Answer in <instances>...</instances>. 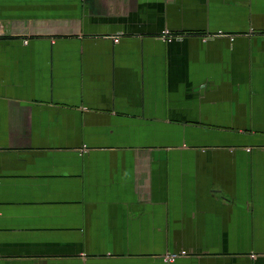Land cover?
I'll list each match as a JSON object with an SVG mask.
<instances>
[{
    "label": "crops",
    "instance_id": "0c3cea01",
    "mask_svg": "<svg viewBox=\"0 0 264 264\" xmlns=\"http://www.w3.org/2000/svg\"><path fill=\"white\" fill-rule=\"evenodd\" d=\"M0 264H264V0H0Z\"/></svg>",
    "mask_w": 264,
    "mask_h": 264
},
{
    "label": "built area",
    "instance_id": "2783aa9c",
    "mask_svg": "<svg viewBox=\"0 0 264 264\" xmlns=\"http://www.w3.org/2000/svg\"><path fill=\"white\" fill-rule=\"evenodd\" d=\"M175 37H177L176 35H173L170 33V31H165L164 35H163V39L165 41H172L173 39H175Z\"/></svg>",
    "mask_w": 264,
    "mask_h": 264
}]
</instances>
